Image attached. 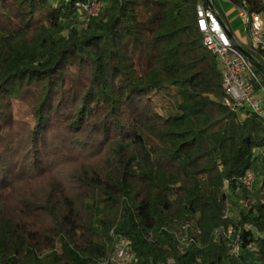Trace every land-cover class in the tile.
I'll return each mask as SVG.
<instances>
[{
  "label": "trees",
  "instance_id": "trees-1",
  "mask_svg": "<svg viewBox=\"0 0 264 264\" xmlns=\"http://www.w3.org/2000/svg\"><path fill=\"white\" fill-rule=\"evenodd\" d=\"M86 1L0 0V264H105L118 238L135 264H264V121L224 104L197 0Z\"/></svg>",
  "mask_w": 264,
  "mask_h": 264
},
{
  "label": "built area",
  "instance_id": "built-area-1",
  "mask_svg": "<svg viewBox=\"0 0 264 264\" xmlns=\"http://www.w3.org/2000/svg\"><path fill=\"white\" fill-rule=\"evenodd\" d=\"M222 3H228L233 7L237 17L241 19L243 32L247 35V44L242 45L235 38L236 43L246 51L257 54L264 63V8L253 11L246 0H197L195 6L196 26L202 37L203 46L217 59L221 71V86L224 93V104L234 111H248L264 121V78L249 62V60L237 49L228 37L222 14ZM101 6L99 0H87L80 5L87 17V8L92 5ZM229 30V29H228ZM257 61V60H256ZM264 66V65H263ZM243 115V114H242ZM256 174L246 171L237 178V183L246 190H251L256 183ZM228 192L227 186H224ZM237 205L245 209L249 207L248 199L238 198ZM225 216H231L228 209ZM233 216L239 218L238 213ZM245 230L252 229L251 224L244 225ZM192 234L198 230H192L188 225H182L176 233L177 249L184 253L188 245L194 242ZM214 237L227 241L232 256L240 252L241 231L233 225L219 227L214 231ZM136 257L133 255L128 243L122 238L115 242L113 252L105 264H135ZM165 264H172L167 259Z\"/></svg>",
  "mask_w": 264,
  "mask_h": 264
},
{
  "label": "rangeland",
  "instance_id": "rangeland-1",
  "mask_svg": "<svg viewBox=\"0 0 264 264\" xmlns=\"http://www.w3.org/2000/svg\"><path fill=\"white\" fill-rule=\"evenodd\" d=\"M221 9L224 10L225 15L222 14V18L228 27L229 31L231 32L232 36L242 45L247 44V35L245 32H243V26L241 19L237 17L236 12L233 10V7L228 3H222ZM99 12L97 5H92L91 7L87 8V15L89 17L95 16ZM256 152V150H254ZM57 171H60L61 168L56 169ZM28 188H33V190L36 188L35 185H31V181L24 182L23 183ZM258 185V184H257ZM256 186V185H255ZM27 191H30V189L25 188Z\"/></svg>",
  "mask_w": 264,
  "mask_h": 264
},
{
  "label": "water",
  "instance_id": "water-1",
  "mask_svg": "<svg viewBox=\"0 0 264 264\" xmlns=\"http://www.w3.org/2000/svg\"><path fill=\"white\" fill-rule=\"evenodd\" d=\"M226 33L228 35V37L230 38L232 44L241 51V53L249 60V62L253 65V67L264 77V66L259 63L258 61H256L252 55L246 51L245 49L241 48L235 41L234 37L232 36L231 32L225 28Z\"/></svg>",
  "mask_w": 264,
  "mask_h": 264
}]
</instances>
